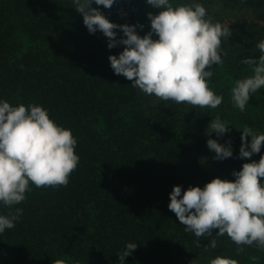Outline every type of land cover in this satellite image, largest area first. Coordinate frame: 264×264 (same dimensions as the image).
<instances>
[{"label": "trees", "instance_id": "trees-1", "mask_svg": "<svg viewBox=\"0 0 264 264\" xmlns=\"http://www.w3.org/2000/svg\"><path fill=\"white\" fill-rule=\"evenodd\" d=\"M220 1L242 12L228 15L232 35L222 39L224 64L212 65V78L227 90L251 74L241 59L260 54L255 45L264 39V0ZM145 2L92 6L117 24H136L144 35L150 29L147 13L159 11ZM198 2L210 9L209 0ZM123 47L109 49L101 31L90 33L72 0H0V98L47 108L50 118L72 130L79 155L67 185L30 184L26 199L13 206L23 213L0 234V264H52L57 259L119 264L118 253L129 241L138 246L125 257L126 264H183L222 253L219 246L238 247L227 235L215 236L216 230L212 236L186 233L168 208L169 193L177 184L183 191L189 185L203 187L214 177L235 179L232 171L258 161L264 144L260 153L240 158L245 125L233 122L227 111L162 101L133 87L108 60ZM253 98L254 115L241 119L264 132V91ZM217 114L231 124L220 137L206 132ZM209 136L220 143L230 139L233 156L213 159ZM9 211L0 205V212ZM213 238L217 247H206Z\"/></svg>", "mask_w": 264, "mask_h": 264}, {"label": "clouds", "instance_id": "clouds-1", "mask_svg": "<svg viewBox=\"0 0 264 264\" xmlns=\"http://www.w3.org/2000/svg\"><path fill=\"white\" fill-rule=\"evenodd\" d=\"M116 0H72L74 8L82 14L83 23L90 33L101 31L107 37L109 49L123 45L118 54H109L108 60L115 74H122L131 85L143 93L155 95L162 101L177 104L217 108L222 94L210 87L213 67L223 66L226 53L222 39L232 35L230 26L213 21L203 3L198 0H146L159 9L148 12L150 29L144 35L137 32L136 24H117L99 7L111 8ZM142 28L143 25H140ZM123 35H118V31ZM155 34L156 38H153ZM255 47L259 56H248L240 63L250 66L251 74L238 78L230 88L233 105L244 111L251 94L264 88V39ZM216 66V67H217ZM230 122L219 114L211 118L206 131L217 137L229 132ZM251 137L249 140L248 137ZM239 157H252L261 152L264 132L243 126L240 132ZM213 159L224 160L233 156L230 139L220 143L217 139L206 141ZM77 139L70 128L50 118L48 109L30 102L11 104L0 98V205L10 209L0 212V234L15 226L23 209L13 206L26 199L30 184L36 187L67 185L71 172L79 163L75 152ZM235 178L214 177L203 187L173 185L169 193L168 208L173 211L184 231L196 237L227 235L242 252L243 245L264 248V153L259 160L244 162L240 170H233ZM200 241H197L199 245ZM138 243L127 242L118 253L119 264L136 249ZM211 239L206 247L216 248ZM195 261V260H194ZM192 261V264H194ZM52 264H66L57 259ZM72 264H80L74 260ZM208 264H239L226 255H216Z\"/></svg>", "mask_w": 264, "mask_h": 264}, {"label": "rangeland", "instance_id": "rangeland-1", "mask_svg": "<svg viewBox=\"0 0 264 264\" xmlns=\"http://www.w3.org/2000/svg\"><path fill=\"white\" fill-rule=\"evenodd\" d=\"M176 2H179V0H177ZM209 2H211L210 9H207V11H208V15L212 18L214 22L220 21L223 24L231 25L233 21L232 20L229 21V19H227L228 15L230 17V15H234L236 13L238 14L242 13V12H237V11H234V12L230 11L227 7H225L222 4L220 0H209ZM150 7L153 10L157 9V8L152 7L151 5ZM125 23H128V22H125ZM221 45H223V43ZM209 79H210V87H212L217 92V94H222L224 97L222 103L217 107L218 111L219 112L227 111L229 114V118L233 122H235L238 125H247L246 123L242 121L241 118L245 116L247 117L249 121L250 118L254 115V111L256 108L254 107V104H253V101H254L253 93L251 95L252 97L249 98V101H248L249 104L246 105L245 110L240 111L238 108H236L233 105L231 98H230L231 95L230 96L228 95V92H230V88L226 87L228 90L227 91L223 86L218 85L215 79H213L212 77ZM227 85L228 84H225V86ZM260 90L264 91V88ZM242 247L244 250L242 252H238L237 251L238 247L234 248V246L231 244L219 246L217 247V250L223 251L222 253H215L214 255L209 254L206 256L201 255V256L193 257V258L188 259L183 264H192V261L194 260H195L194 264H208L209 259L214 258L216 255H224L225 251H229L230 256L237 259L239 264H262L264 263V248L257 247L255 244L243 245Z\"/></svg>", "mask_w": 264, "mask_h": 264}]
</instances>
